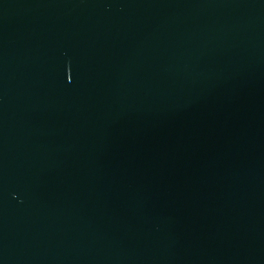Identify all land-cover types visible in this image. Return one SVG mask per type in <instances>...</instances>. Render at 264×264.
Here are the masks:
<instances>
[{"label": "water", "instance_id": "obj_1", "mask_svg": "<svg viewBox=\"0 0 264 264\" xmlns=\"http://www.w3.org/2000/svg\"><path fill=\"white\" fill-rule=\"evenodd\" d=\"M0 264H264V0H0Z\"/></svg>", "mask_w": 264, "mask_h": 264}]
</instances>
